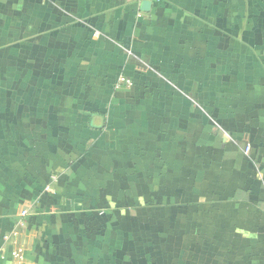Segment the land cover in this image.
Segmentation results:
<instances>
[{"label":"crops","instance_id":"crops-1","mask_svg":"<svg viewBox=\"0 0 264 264\" xmlns=\"http://www.w3.org/2000/svg\"><path fill=\"white\" fill-rule=\"evenodd\" d=\"M144 1L0 0V264H264V0Z\"/></svg>","mask_w":264,"mask_h":264},{"label":"built area","instance_id":"built-area-1","mask_svg":"<svg viewBox=\"0 0 264 264\" xmlns=\"http://www.w3.org/2000/svg\"><path fill=\"white\" fill-rule=\"evenodd\" d=\"M156 1H161V0H156ZM132 85V81L130 79H128L125 76H122L121 78H119L118 80V86L117 87H125V86H131ZM24 215H26V212H24Z\"/></svg>","mask_w":264,"mask_h":264},{"label":"water","instance_id":"water-1","mask_svg":"<svg viewBox=\"0 0 264 264\" xmlns=\"http://www.w3.org/2000/svg\"><path fill=\"white\" fill-rule=\"evenodd\" d=\"M151 6H152V1H144L143 3H142V10H144V11H148L149 10V8H151Z\"/></svg>","mask_w":264,"mask_h":264},{"label":"rangeland","instance_id":"rangeland-1","mask_svg":"<svg viewBox=\"0 0 264 264\" xmlns=\"http://www.w3.org/2000/svg\"><path fill=\"white\" fill-rule=\"evenodd\" d=\"M229 137V136H228Z\"/></svg>","mask_w":264,"mask_h":264}]
</instances>
